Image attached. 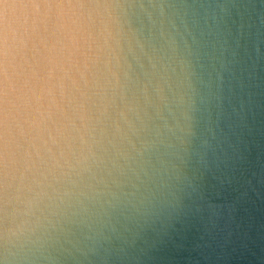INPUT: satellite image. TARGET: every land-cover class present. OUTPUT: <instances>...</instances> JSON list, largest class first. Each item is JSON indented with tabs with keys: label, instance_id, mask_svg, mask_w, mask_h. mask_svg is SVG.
<instances>
[{
	"label": "water",
	"instance_id": "95a60500",
	"mask_svg": "<svg viewBox=\"0 0 264 264\" xmlns=\"http://www.w3.org/2000/svg\"><path fill=\"white\" fill-rule=\"evenodd\" d=\"M10 2L0 264H264V0Z\"/></svg>",
	"mask_w": 264,
	"mask_h": 264
},
{
	"label": "clouds",
	"instance_id": "9594fccd",
	"mask_svg": "<svg viewBox=\"0 0 264 264\" xmlns=\"http://www.w3.org/2000/svg\"><path fill=\"white\" fill-rule=\"evenodd\" d=\"M38 5L31 3L28 5L17 4L10 2V0H0V14H2L4 30H5V41H7L8 34L10 33L13 37L16 36V28L10 24V18L17 17V10L21 8L30 9L31 19L33 25L35 24V18L38 15ZM21 24H27L29 22V16L26 14L22 20H18Z\"/></svg>",
	"mask_w": 264,
	"mask_h": 264
}]
</instances>
